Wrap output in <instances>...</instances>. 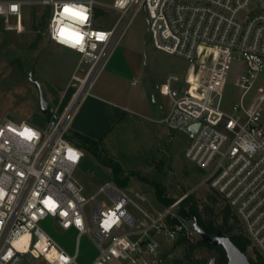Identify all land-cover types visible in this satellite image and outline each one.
<instances>
[{"label": "built area", "instance_id": "built-area-1", "mask_svg": "<svg viewBox=\"0 0 264 264\" xmlns=\"http://www.w3.org/2000/svg\"><path fill=\"white\" fill-rule=\"evenodd\" d=\"M28 3L0 0L8 27L13 17L15 26H22ZM39 3L50 6L48 39L77 52L79 61L66 86L68 101L49 107L45 127L12 112L0 122V264H31V259L79 264L77 252L69 255L44 230L41 222L47 218L90 235L99 249L91 264H163L166 244L198 235L194 220L181 212L191 192L151 211L141 205L147 202L143 193L132 196L111 181L88 193L77 177L85 150L71 133L72 123L142 6L154 46L189 63L184 76H170L160 85L172 101L161 122L170 139L173 132L188 136L186 157L207 173L200 186H209L231 208L249 245L264 259V94L247 100L264 70V0ZM97 7L119 13L112 27L96 26ZM233 62L241 65L231 70ZM233 71L243 92L224 108ZM193 124H199L197 131Z\"/></svg>", "mask_w": 264, "mask_h": 264}, {"label": "rangeland", "instance_id": "rangeland-1", "mask_svg": "<svg viewBox=\"0 0 264 264\" xmlns=\"http://www.w3.org/2000/svg\"><path fill=\"white\" fill-rule=\"evenodd\" d=\"M28 1L23 7L22 26L19 28L15 26L18 22L16 18L9 21L8 27L6 17L0 15V122L6 113L12 112L45 127L50 115L41 109L39 88L30 81L29 72L34 67V79L41 83L50 107H57L70 97L71 92L66 91V86L79 61V55L48 39L45 22H48L50 6L40 4L39 0ZM118 17L119 13L113 9L97 7L96 26L110 28ZM120 54L138 63L141 71L139 89L144 88L143 79L155 91L157 85L168 77L184 76L189 66L182 57L154 46L149 32V14L144 6L136 11L112 58ZM239 65L240 62H233L231 70ZM236 79L237 75L233 71L222 99L224 108L238 101L243 92L236 85ZM129 87L130 84L128 90L131 89ZM260 94H264V70L258 73L247 100ZM156 98L159 106L169 109L172 103L169 97L156 94ZM138 112L118 124L96 151H85L77 177L86 191L94 193L107 181L120 187L113 178L115 174L112 166L104 163L111 161L122 167L120 176L128 179V184L121 188L132 196L136 192L143 193L147 202L141 205L151 211H159L166 206L156 196L158 188L164 197L174 200L190 192L199 198L211 194L213 190L209 186H200L207 173L186 157L188 136L173 132V138L170 139L171 132L163 123ZM90 209L89 204L86 207L88 214ZM41 225L69 255L77 252L79 264H91L98 256L99 249L89 234L79 235L74 228L62 229L53 218L43 220ZM241 229L243 231L242 226ZM199 237L197 235L195 238ZM193 252L196 259L204 254L208 263L218 255L214 249L202 251L196 248ZM245 253L253 263L258 262V253L252 246H247ZM164 256L163 264H197L195 260L190 261L185 257L183 248L174 247L171 243L166 244ZM31 261V264H46L43 260Z\"/></svg>", "mask_w": 264, "mask_h": 264}, {"label": "crops", "instance_id": "crops-1", "mask_svg": "<svg viewBox=\"0 0 264 264\" xmlns=\"http://www.w3.org/2000/svg\"><path fill=\"white\" fill-rule=\"evenodd\" d=\"M140 75L138 63L130 61L125 55L120 54L110 59L98 78L92 95L82 103L74 118L71 126L73 136L76 132L84 134L99 140V146H102L103 140L118 124L132 114L139 113L138 111L161 122L171 107L166 110L157 103L156 94L164 97L159 91L163 82L154 91L142 79L144 88L139 89ZM128 84L130 90L127 88Z\"/></svg>", "mask_w": 264, "mask_h": 264}, {"label": "trees", "instance_id": "trees-1", "mask_svg": "<svg viewBox=\"0 0 264 264\" xmlns=\"http://www.w3.org/2000/svg\"><path fill=\"white\" fill-rule=\"evenodd\" d=\"M45 23L47 27V21ZM48 114L51 116L49 111ZM74 136L78 139L79 145L86 151L94 152L99 147V140L77 132L74 133ZM104 163L112 166L115 174L113 178L120 187H124L128 184V179L120 176L122 171L120 165L118 166L116 162L111 161H105ZM163 195L162 190L158 188L156 191L158 199L163 201L166 205L175 201L174 198H166ZM218 206H220L219 209ZM181 212L187 218L197 221L208 234L216 235L218 232H222L223 235L229 236L242 251L246 252V248L249 246V240L243 233L239 220L231 208L224 203L223 199L215 191L207 195L205 198H199L194 194L188 195L182 204ZM220 216L221 219L219 218ZM174 247L183 248L185 257L190 261L195 260L197 264L209 263L204 254H201V256L196 259L193 252L196 248L201 249L202 251L206 249H214L218 254L216 260L219 264H227L228 261L223 248L205 243L200 237H194L192 239L182 238L175 243ZM252 264H264V259L258 254V262H252Z\"/></svg>", "mask_w": 264, "mask_h": 264}, {"label": "water", "instance_id": "water-1", "mask_svg": "<svg viewBox=\"0 0 264 264\" xmlns=\"http://www.w3.org/2000/svg\"><path fill=\"white\" fill-rule=\"evenodd\" d=\"M29 79L39 88L41 109L44 113H47L50 107V103L44 96L41 83L34 79V67L29 72ZM198 126L199 124H193L191 126V129L193 131H197ZM194 227L200 238L205 243L223 248L228 259L227 264H252L249 256L244 251H242L229 236L223 235L222 232H218L216 235H210L195 220ZM216 263L217 260L214 256L210 260L209 264Z\"/></svg>", "mask_w": 264, "mask_h": 264}, {"label": "bare ground", "instance_id": "bare-ground-1", "mask_svg": "<svg viewBox=\"0 0 264 264\" xmlns=\"http://www.w3.org/2000/svg\"><path fill=\"white\" fill-rule=\"evenodd\" d=\"M27 237H28V235L22 236L21 239L16 242V244L17 245L21 244L22 242H24L26 240Z\"/></svg>", "mask_w": 264, "mask_h": 264}, {"label": "snow or ice", "instance_id": "snow-or-ice-1", "mask_svg": "<svg viewBox=\"0 0 264 264\" xmlns=\"http://www.w3.org/2000/svg\"><path fill=\"white\" fill-rule=\"evenodd\" d=\"M13 10H15V8H14ZM67 10H68V9L66 8L65 11H67ZM77 15H80L82 19L84 18V17H83L81 14H79V13H77ZM62 34H63V30H62ZM77 42H79V38H77Z\"/></svg>", "mask_w": 264, "mask_h": 264}]
</instances>
